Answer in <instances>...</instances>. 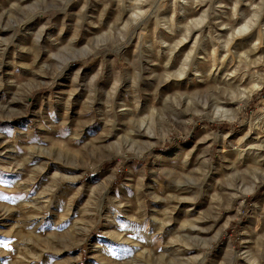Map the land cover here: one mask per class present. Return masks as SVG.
Masks as SVG:
<instances>
[{"label": "rangeland", "instance_id": "rangeland-1", "mask_svg": "<svg viewBox=\"0 0 264 264\" xmlns=\"http://www.w3.org/2000/svg\"><path fill=\"white\" fill-rule=\"evenodd\" d=\"M262 89L264 0H0V264H264Z\"/></svg>", "mask_w": 264, "mask_h": 264}, {"label": "trees", "instance_id": "trees-1", "mask_svg": "<svg viewBox=\"0 0 264 264\" xmlns=\"http://www.w3.org/2000/svg\"><path fill=\"white\" fill-rule=\"evenodd\" d=\"M261 92H264V90L262 89V91Z\"/></svg>", "mask_w": 264, "mask_h": 264}, {"label": "snow or ice", "instance_id": "snow-or-ice-1", "mask_svg": "<svg viewBox=\"0 0 264 264\" xmlns=\"http://www.w3.org/2000/svg\"><path fill=\"white\" fill-rule=\"evenodd\" d=\"M5 247H7V245H5Z\"/></svg>", "mask_w": 264, "mask_h": 264}, {"label": "bare ground", "instance_id": "bare-ground-1", "mask_svg": "<svg viewBox=\"0 0 264 264\" xmlns=\"http://www.w3.org/2000/svg\"><path fill=\"white\" fill-rule=\"evenodd\" d=\"M184 70V69H183Z\"/></svg>", "mask_w": 264, "mask_h": 264}]
</instances>
